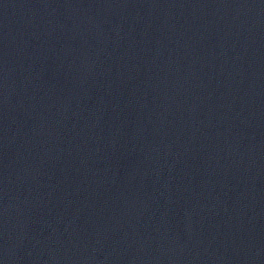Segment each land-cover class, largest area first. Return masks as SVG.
<instances>
[{
	"label": "water",
	"instance_id": "1",
	"mask_svg": "<svg viewBox=\"0 0 264 264\" xmlns=\"http://www.w3.org/2000/svg\"><path fill=\"white\" fill-rule=\"evenodd\" d=\"M0 264H264V0H0Z\"/></svg>",
	"mask_w": 264,
	"mask_h": 264
}]
</instances>
